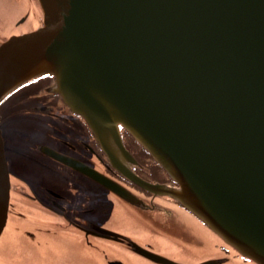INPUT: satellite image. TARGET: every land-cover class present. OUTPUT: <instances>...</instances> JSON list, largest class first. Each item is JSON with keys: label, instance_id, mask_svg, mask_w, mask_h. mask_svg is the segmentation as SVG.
Here are the masks:
<instances>
[{"label": "water", "instance_id": "water-1", "mask_svg": "<svg viewBox=\"0 0 264 264\" xmlns=\"http://www.w3.org/2000/svg\"><path fill=\"white\" fill-rule=\"evenodd\" d=\"M35 3L38 11L30 10L18 23L31 17L34 26L0 42V104L24 83L51 77L50 92L82 117L119 172L154 198H169L196 217V244L208 248L211 257L196 264H243L241 258L264 264V0ZM122 129L178 186L149 183L129 170L125 160H135L123 145ZM33 148L34 155L103 186L131 225L143 226L137 218L147 214L146 227L155 233L150 211L158 210L156 199H144L49 145L36 143ZM19 159L24 160L19 171L47 173ZM12 173L0 122V264L10 248L19 252L7 255L13 264L17 257L26 258L24 264H57L58 255L49 261L24 247L18 229L10 225L15 184L29 192ZM92 218L105 224L97 212ZM91 223L90 231L99 237L130 241L148 259L184 264ZM220 245L231 254L223 253ZM68 254L73 262L80 256L71 250ZM100 258L101 253L89 249L85 264Z\"/></svg>", "mask_w": 264, "mask_h": 264}, {"label": "flooded vegetation", "instance_id": "flooded-vegetation-1", "mask_svg": "<svg viewBox=\"0 0 264 264\" xmlns=\"http://www.w3.org/2000/svg\"><path fill=\"white\" fill-rule=\"evenodd\" d=\"M51 83V78L46 76L30 81L20 86L0 105V121L13 178L29 189V192L25 193L24 189L18 187V183L15 184L16 191L12 195L15 211L9 219L10 225L18 229L19 236L24 241L23 246L38 251L49 261L55 260L58 255L60 260L57 264H85L89 249L94 253H101L104 257L97 259L96 264H118L120 261L124 264H161L138 254L130 247V241H113L99 237L98 233L90 231L93 230L91 222H94L131 238L151 252L179 263L196 264V261H191L196 258V217L169 198H154L153 194L141 185L119 172L108 160V155L82 117L70 112L60 97L50 92ZM20 118L28 122L25 130L19 129L17 124L16 127L12 125L20 122ZM30 121L39 125L37 131L30 127ZM121 134L123 145L135 160L133 164L125 160V165L137 178L149 183L177 186L178 183L129 133L122 129ZM36 143L49 145L89 164L146 200L156 199L158 210L155 208L150 211L155 217V233L147 229L150 224L145 213L139 214L137 218L144 227L102 225L94 220L92 216H95L104 203H113L120 207L114 195L87 176L51 158L38 154L35 155H38L36 158L29 157L34 156L31 149H34L33 145ZM19 157L39 165L48 172L27 174L19 171L20 161H24ZM26 174L30 178L25 177ZM46 174L51 175L47 177ZM187 220L189 225H180ZM167 245L175 247L185 256H180L177 251L167 248ZM218 247L223 253L231 254L227 246ZM70 250L76 256L80 255L75 262L69 257ZM8 254L9 252H6L1 261L4 264H13V261L8 259ZM241 259L243 264H253L245 258ZM14 264L24 262L16 261Z\"/></svg>", "mask_w": 264, "mask_h": 264}, {"label": "rangeland", "instance_id": "rangeland-1", "mask_svg": "<svg viewBox=\"0 0 264 264\" xmlns=\"http://www.w3.org/2000/svg\"><path fill=\"white\" fill-rule=\"evenodd\" d=\"M30 1L32 4L29 3V0H0V42L5 41L14 34H19L25 31L26 29L34 26L33 21H31V17H29L28 20L25 21L24 23L18 25V23L24 18V16H26V14H28L30 10L31 12L35 10L38 11V7L35 1L34 0H30ZM20 120L21 121L18 123H12V125L16 127L17 124V127L19 129L25 130L24 127L27 125L28 122L21 118ZM30 127L32 129H36L35 131L39 129V125H37L35 122L32 121H30ZM29 157L36 158L37 156L34 155ZM42 169L45 172H48L46 169L44 168ZM97 217H100V220H102L105 224L111 226L128 227L129 225H131L125 219V216L121 211V208L113 203H108V204L104 203L100 207V210L97 211ZM167 246H168L167 248L177 251L175 247L171 245H167ZM197 250H201V253L200 251ZM208 251H209L208 248L198 247V245L196 244V258L191 259V261L200 262L203 259H207L208 255H210ZM9 252L12 253L9 256V258L15 257V255L19 253L16 248H10ZM178 253L182 257L185 256L180 252ZM221 255L224 256V254L222 253ZM17 260L24 262L26 258L18 257ZM184 261H188V260L184 259Z\"/></svg>", "mask_w": 264, "mask_h": 264}, {"label": "bare ground", "instance_id": "bare-ground-1", "mask_svg": "<svg viewBox=\"0 0 264 264\" xmlns=\"http://www.w3.org/2000/svg\"><path fill=\"white\" fill-rule=\"evenodd\" d=\"M42 251V250H41Z\"/></svg>", "mask_w": 264, "mask_h": 264}]
</instances>
